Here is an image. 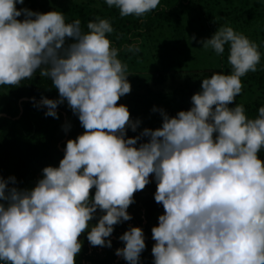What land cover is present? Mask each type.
I'll list each match as a JSON object with an SVG mask.
<instances>
[{"label": "clouds", "instance_id": "obj_1", "mask_svg": "<svg viewBox=\"0 0 264 264\" xmlns=\"http://www.w3.org/2000/svg\"><path fill=\"white\" fill-rule=\"evenodd\" d=\"M23 3L0 0V85L18 86L39 69L59 94L42 98L45 115L58 118L55 109L66 101L84 131L67 141L59 166L45 167L31 190L9 188L15 178L0 177V262L75 264L85 232L91 246L110 248L113 226L132 219L126 210L154 175V200L164 213L151 229L153 264H264V161L258 158L264 106L254 119L242 104L228 107L242 92L241 78L257 71L259 46L227 25L198 41L217 55L230 45L231 73L201 79L190 110L170 118L161 109L160 128L125 139L126 128L135 132L140 121L117 106L131 85L107 38L114 32L110 21H89L84 32L80 20L66 23L59 11L17 10ZM105 3L122 18H142L160 0ZM66 39L74 42L65 47ZM141 137L148 140L136 147ZM97 209L104 214L90 227ZM119 239L124 247L115 255L138 264L146 247L142 229L131 227Z\"/></svg>", "mask_w": 264, "mask_h": 264}, {"label": "trees", "instance_id": "obj_2", "mask_svg": "<svg viewBox=\"0 0 264 264\" xmlns=\"http://www.w3.org/2000/svg\"><path fill=\"white\" fill-rule=\"evenodd\" d=\"M16 8L41 14L59 11L64 14L66 23L80 20L84 32L88 31L89 21L97 18L110 21L114 32L107 34V38L119 49L117 58L127 65V80L131 85V92L121 97L117 106L128 108L133 123L140 121L135 132L126 128L125 139L136 138L145 128H160L161 109L170 118L180 111L190 110L191 97L201 91V79L209 78L213 72L231 73L230 45L225 44L223 54L217 55L211 48L205 49L198 43L210 39L224 25L255 42L261 53L257 71L241 78L242 92L228 107L242 104L246 116L254 119L258 109L264 106V9L256 0H160L157 8L142 18H122L119 10L109 8L105 0H85L55 10L39 8L37 0H24ZM17 19L23 20L24 16ZM193 36L195 40L191 39ZM73 42L66 39L65 47ZM129 45L137 46L139 51H126ZM143 48L153 68V75L144 82L131 68ZM39 72L37 69L32 79H25L18 86L0 85V177L15 178L16 183L9 182V188H34L43 178L45 167L59 166L67 141L75 140L84 131L66 101L55 109L58 118L45 115L48 109L41 105L42 98L58 100L59 94L51 79L40 76ZM154 108L157 111H153ZM147 140L141 137L135 146ZM258 158L264 161V149L258 153ZM149 181L142 191L134 194V203L126 210L132 219L114 225L112 234L106 238L111 241V247L91 246L85 232L79 238L82 248L75 257V264H125L120 260L115 262V252L124 247L119 237L131 227L141 228L145 239L146 247L138 264H153L151 249L155 241L151 229L158 226V217L164 210L154 200L155 179ZM94 193L93 188L90 196ZM103 214L97 209L89 222L90 227L95 226Z\"/></svg>", "mask_w": 264, "mask_h": 264}, {"label": "rangeland", "instance_id": "obj_3", "mask_svg": "<svg viewBox=\"0 0 264 264\" xmlns=\"http://www.w3.org/2000/svg\"><path fill=\"white\" fill-rule=\"evenodd\" d=\"M256 1L264 9V0H256ZM83 2H85V0H37V5L39 8L43 10H47V9L55 10L58 8L69 6L71 4H81ZM140 53H141L140 58L136 60L133 67L131 68L136 73V76H138V78L141 79L142 82H144L146 79L150 78L153 75V68L144 48L140 50ZM90 250L91 249H89V251ZM96 254L99 255V250L96 251ZM119 260L124 262L125 264H128V262L125 261L122 257L115 255V262Z\"/></svg>", "mask_w": 264, "mask_h": 264}, {"label": "water", "instance_id": "obj_4", "mask_svg": "<svg viewBox=\"0 0 264 264\" xmlns=\"http://www.w3.org/2000/svg\"><path fill=\"white\" fill-rule=\"evenodd\" d=\"M64 123H65V121L63 120V128H64ZM64 131H65V128H64ZM149 179H150V180L155 179V178H154V175H151V176L149 177Z\"/></svg>", "mask_w": 264, "mask_h": 264}]
</instances>
